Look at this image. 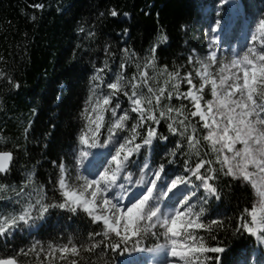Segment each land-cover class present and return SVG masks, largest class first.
<instances>
[{
  "label": "snow or ice",
  "instance_id": "6c2138e0",
  "mask_svg": "<svg viewBox=\"0 0 264 264\" xmlns=\"http://www.w3.org/2000/svg\"><path fill=\"white\" fill-rule=\"evenodd\" d=\"M230 7V0H217L208 29V62L188 57L189 63L200 65L195 68L199 87L193 85L191 72L181 75L183 65L174 64L172 70L167 65L156 68L157 47L167 40L163 33L143 57L130 47L120 50V62L111 75L107 73L116 54L105 45L103 64L96 67L93 63L88 96L79 113L81 126L75 131L71 150L65 153L71 162L65 157L51 161L56 168L52 186L59 198L49 197L44 185L34 181L32 171L27 172L19 191L15 185L0 183V190H11L21 198L19 210H0V238H5V247H10L6 238L14 230L36 224L53 209L70 214L82 211L92 223L102 222L100 231L89 232L87 242L81 244L71 238L62 244L49 241L47 247L34 241L0 256V264H78L84 250L91 253L97 247L108 250L111 264H141L135 256L145 250L143 242L149 239L154 240L146 248L153 255L152 264H234L228 259L231 249L218 233L249 234L264 243V13L248 47L228 62L221 61L214 74L211 66L218 61L212 49L217 30L224 27L223 13ZM109 14L118 15L114 8ZM88 36L94 33L89 31ZM132 64L136 71L129 75L125 68ZM149 68L154 76L164 74L163 84L149 85L145 71ZM0 79L9 81L12 88L19 87L3 70ZM181 81L189 85L187 90H180ZM205 85H210L211 99H204ZM145 86L147 94L142 91ZM62 95L61 88L56 102ZM173 96L190 101L192 108L186 112L185 104L173 105ZM124 97L127 107L121 104ZM106 112L110 113L107 118ZM197 116L207 130L203 140L208 151L203 156L197 122L191 119ZM162 121L168 133L179 139L158 131ZM4 140L0 135V148ZM209 155L211 159L204 158ZM193 157L197 158L194 166L190 163ZM13 160L11 150H0V174L10 171ZM221 176L250 185L255 195L251 206L236 214L234 224H226L217 211L224 194L217 183ZM25 186L29 191L25 192ZM243 255L244 264H249L247 252ZM257 264H264V251Z\"/></svg>",
  "mask_w": 264,
  "mask_h": 264
},
{
  "label": "trees",
  "instance_id": "16d2710c",
  "mask_svg": "<svg viewBox=\"0 0 264 264\" xmlns=\"http://www.w3.org/2000/svg\"><path fill=\"white\" fill-rule=\"evenodd\" d=\"M237 1L245 11L251 6L264 11V0ZM215 2L217 0H0V57L3 58L0 59V70L10 73L19 84L12 88L9 81L0 79V135L5 137L4 147L0 150H11L14 154L10 171L0 174V183L15 185L19 191L27 172L32 171L34 181L44 185L47 195L59 198L60 194L54 192L52 186L56 168L51 161L65 157L71 150L75 131L81 126L79 113L88 96L93 63L96 67L103 64L105 45L116 54L111 67L120 62L123 48L130 47L143 57L150 44L163 33L167 40L157 47L156 68L167 65L172 70L174 64L183 65L179 69L183 76L189 69L187 53L191 49L203 52L204 33L200 29L203 10ZM37 4H42L43 8L35 7ZM113 8L118 13L115 17L109 14ZM89 31L94 33L93 37L88 36ZM134 71V64L125 68L129 75ZM145 71L152 87L164 83L163 73L154 76L151 68ZM61 88L62 99L56 102V93ZM180 90H187L183 81ZM142 91L147 94L148 87ZM181 103L185 104L186 112L191 108L187 100L173 96V105L179 107ZM33 109L36 110L34 115ZM191 119L197 122L203 156L208 151V144L203 140L207 130L197 117ZM53 124L54 131L51 130ZM157 128L165 135L179 139L177 134L168 133L163 121ZM45 133L50 134L46 136ZM65 159L71 162L70 156ZM196 160L193 157L190 163L194 166ZM217 183L224 192L222 200L217 202V211L226 224H234L236 214L245 206H251L254 192L250 185L236 183L230 177L221 176ZM20 199L11 190H0V210H19ZM37 223L40 224L34 231L29 232L26 226L14 230L13 235L6 238L10 247H5V238H0V256L11 255L13 249L29 246L34 241L45 247L49 241L68 243L69 238L77 244L86 243L87 234L99 232L98 225L102 224L92 223L82 211L70 214L57 209ZM218 235L231 249L228 253L230 261L244 264L243 253L247 252L250 262L256 252L255 236L233 237L231 232ZM143 243L151 247L154 240ZM111 260L107 249L97 247L91 253L84 250L78 264H111Z\"/></svg>",
  "mask_w": 264,
  "mask_h": 264
},
{
  "label": "rangeland",
  "instance_id": "374dc122",
  "mask_svg": "<svg viewBox=\"0 0 264 264\" xmlns=\"http://www.w3.org/2000/svg\"><path fill=\"white\" fill-rule=\"evenodd\" d=\"M230 4L232 7L230 9H226L223 13V24L224 27L222 29L217 30L218 40L216 42V46L214 51L217 53V61L218 63L211 66V70L215 74V70L219 67V63L221 61L228 62L232 56L236 53H243V51L248 47V42L251 39V33L255 31L256 23L258 22V19L260 18L262 12L260 9H258L255 6H251L248 11H245L240 3H238L237 0H230ZM217 2L210 3L206 5V7L203 10V21L200 25V29H202L204 33V41L203 44V52H199L196 50L195 52L191 51L187 53V57L190 55L194 58H200L203 59L205 63L208 62L207 53L209 51L208 44H209V23L210 18L215 15V8H216ZM228 43L230 45H228ZM189 63V62H188ZM199 64L193 65L192 63H189L188 66V72H191L193 75V85L196 87H199L200 83V77L196 75L195 68L199 67ZM115 70V64H113L111 67H109L107 75H111V73ZM110 82V81H109ZM186 84V83H185ZM187 85V84H186ZM104 87L103 85L101 86ZM189 85H187V88ZM212 98L211 96V89L210 85H205V91H204V99ZM190 107L192 108V105L190 101H188ZM203 103V100H202ZM122 107H127V99L122 98L121 100ZM117 112H120V109L117 110ZM134 113H131V116ZM110 115V113L106 112L105 116L106 118ZM199 120V116H197ZM202 123V122H201ZM239 147V145H237ZM83 172V169H81ZM85 175H87V172H84ZM102 223V222H101ZM40 223L36 225L27 226L26 228L30 231L36 230V227L39 226ZM256 252L253 253L254 255L251 257L249 264H257L258 259L261 256V251H264V243H259L255 241ZM146 251V250H145ZM144 256L137 254L135 256L136 259L139 260L141 264H144V259H142ZM141 259L143 261H141Z\"/></svg>",
  "mask_w": 264,
  "mask_h": 264
},
{
  "label": "bare ground",
  "instance_id": "6f19581e",
  "mask_svg": "<svg viewBox=\"0 0 264 264\" xmlns=\"http://www.w3.org/2000/svg\"><path fill=\"white\" fill-rule=\"evenodd\" d=\"M137 254L144 256L145 258L149 259V264H152L153 255L151 253H148L145 250H138Z\"/></svg>",
  "mask_w": 264,
  "mask_h": 264
},
{
  "label": "water",
  "instance_id": "95a60500",
  "mask_svg": "<svg viewBox=\"0 0 264 264\" xmlns=\"http://www.w3.org/2000/svg\"><path fill=\"white\" fill-rule=\"evenodd\" d=\"M11 165H12V163H11ZM11 165H10V168H11Z\"/></svg>",
  "mask_w": 264,
  "mask_h": 264
}]
</instances>
